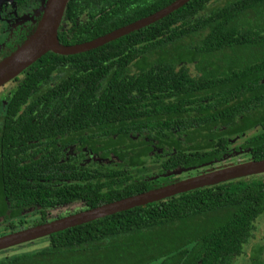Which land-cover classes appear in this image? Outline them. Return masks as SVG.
<instances>
[{
  "label": "trees",
  "instance_id": "trees-1",
  "mask_svg": "<svg viewBox=\"0 0 264 264\" xmlns=\"http://www.w3.org/2000/svg\"><path fill=\"white\" fill-rule=\"evenodd\" d=\"M177 1L70 0L60 43L92 42ZM263 8L264 0H192L167 18L93 51L49 53L31 70L28 82L43 68L46 75H69L55 82L53 90L59 92L51 101L68 106L71 121L110 124L106 153L119 160L110 171H120L112 172L113 178L133 168L145 173L148 162L157 164L149 171L163 172L155 183L119 178L108 194L87 199L90 209L168 186L178 172L221 161L231 154L228 146L237 136H248L242 148L252 161H264V56L242 63V58L226 60L229 52L264 45V22L258 19ZM174 44L182 55L166 59L169 52L160 50ZM33 90L24 85L13 95L14 114L25 102L40 104ZM14 156L6 158L5 176L0 168V217L11 222L13 231L12 221L22 210L80 197L71 190L65 195L54 191L61 193L59 201L46 205L47 180L27 176ZM263 215L264 176L250 177L56 233L41 251L0 264H233Z\"/></svg>",
  "mask_w": 264,
  "mask_h": 264
},
{
  "label": "flooded vegetation",
  "instance_id": "flooded-vegetation-1",
  "mask_svg": "<svg viewBox=\"0 0 264 264\" xmlns=\"http://www.w3.org/2000/svg\"><path fill=\"white\" fill-rule=\"evenodd\" d=\"M47 3L48 0H19L0 5V64L7 60L25 41L34 35L44 16V9ZM41 60L42 58L24 70L18 77L0 87L1 174L5 176L7 171L6 158L11 153H14L15 165L18 166L20 164V169L27 176H31L32 178L44 177L47 180L46 183L41 180V183L45 184L42 195L43 203L47 202L46 205H48L59 201L58 197L61 193H53L59 190H63L64 195L71 190L73 193L79 194L80 197L75 200H72V197H70L69 200L71 201L69 202L57 203L47 208L37 205V207L22 210L16 216L17 218L12 221L16 226V232L22 231L21 229L26 230L93 210L90 209L91 204L87 199H98L101 195L108 194L110 186L114 182L117 183L119 178L124 182L128 178L127 182L144 179L155 183L164 177L163 172H160L159 169L149 171L150 168L155 167L157 164H150L148 162L149 164L144 167L146 168L145 173H140L137 170L138 168H133L127 175L122 176L124 171L119 178H113L114 176L110 174L112 172L118 174L120 171H110L118 167L119 160L114 154L111 153L107 156L106 153V146L111 138L109 133L111 128L108 127L110 124L71 121L68 106L59 107L54 105L51 98L59 92L53 90L59 83L55 82L61 78H69V75H66V73L64 74L59 71L58 74L46 75L43 68L28 82L31 70ZM37 70L35 69V71ZM24 85L27 87L32 85L34 87L33 99L38 98L40 104L27 105L25 102V104L18 108L20 112L14 114L17 109H11L10 106L13 95ZM45 97H48V100H45ZM44 102L47 104L44 105ZM12 118H14V121H12ZM21 119L25 121L20 122ZM113 139H116V137H113ZM247 139L248 136L246 135L232 138L228 146L231 154H227L221 161H215L213 164L174 174L172 176L173 183L171 182L170 185L199 177L201 175L192 177L189 174H196L208 168V170L215 172L226 167H231L233 165H231L230 161L243 155H249L250 161H252L250 153L242 148ZM132 140L136 141L137 138H132ZM6 146L9 147L6 149ZM12 146H15V148L10 150ZM39 162L41 164L37 165ZM72 167H74V170H71ZM76 168L78 169L77 171H75ZM185 174L187 177L183 178ZM262 176L264 174L253 177L259 178ZM44 199L47 200L45 201ZM28 216L29 218L27 219ZM32 217L36 219L33 221L31 220ZM25 222L27 227H18V223L24 224ZM9 223L3 222V219L0 217V225L7 226L11 234L16 233L12 230ZM49 237L36 240L34 243L47 240ZM253 238L244 245L243 253L236 256L233 264H239L241 259L242 263L244 262L246 258L245 248ZM251 255L246 264H264V247H257ZM158 264H161V262Z\"/></svg>",
  "mask_w": 264,
  "mask_h": 264
},
{
  "label": "water",
  "instance_id": "water-1",
  "mask_svg": "<svg viewBox=\"0 0 264 264\" xmlns=\"http://www.w3.org/2000/svg\"><path fill=\"white\" fill-rule=\"evenodd\" d=\"M15 1L19 0H0V5ZM69 1L70 0H48L44 9V16L37 31L12 56L0 64V87L18 77L24 70L49 53L61 56H74L93 51L167 18L186 6L192 0H178L164 10L148 18L92 42L76 46H64L59 40V29ZM261 174H264V161H251L245 164L226 167L219 171L127 198L63 220L1 237L0 252L135 208L165 201L192 191Z\"/></svg>",
  "mask_w": 264,
  "mask_h": 264
},
{
  "label": "rangeland",
  "instance_id": "rangeland-1",
  "mask_svg": "<svg viewBox=\"0 0 264 264\" xmlns=\"http://www.w3.org/2000/svg\"><path fill=\"white\" fill-rule=\"evenodd\" d=\"M220 5V4H219ZM259 21H263L264 22V8L260 13V18H258ZM253 21V20H251ZM256 21L255 17H254V22ZM181 47L179 44H174L172 45L169 50H160V53H168L170 54L169 56H166V59H176L179 56L182 55V51H181ZM237 54L233 53V52H229L227 53L228 58L226 59L229 62H239L242 58V62H248V61H254L257 58L263 57L264 55V45L261 44H255L254 46H250V47H243L241 49H238V51L236 52ZM157 56L154 55L153 58L155 59ZM172 57V58H170ZM212 61L214 62H218L212 59ZM194 68V67H193ZM242 142V141H241ZM251 162L249 155H243L242 157H238L235 158L233 160L230 161L231 165H239V164H245ZM209 169V168H208ZM202 170L200 172H197L196 174H189L192 175V177H195L197 175H204L207 173H210L212 170ZM213 172V171H212ZM187 177V175L185 174V176H183V178ZM187 179V178H186ZM29 218V216L27 217V219ZM34 219H36L35 217H32L31 220L34 221ZM28 223V222H27ZM18 227L22 228V227H27L26 222L23 223H18ZM256 230L254 232V238L251 240V242L249 243L248 246H246L245 251V260L242 263V259L240 261L239 264H246L248 263V260L250 259V257L252 256L251 254L253 253V251L257 248V247H264V216L261 217L260 219H258V221L255 224ZM11 233L9 232V229L7 226L4 225H0V238L10 235ZM49 246V241L48 240H43V241H38V242H30V243H26V244H22L20 246L5 250V251H1L0 252V261H5L7 259H11V258H15L18 256H24V255H32L35 254L39 251H41L42 249L46 248ZM158 264V263H156ZM238 264V263H237Z\"/></svg>",
  "mask_w": 264,
  "mask_h": 264
}]
</instances>
